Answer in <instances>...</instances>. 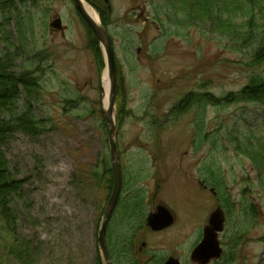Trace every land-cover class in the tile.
Masks as SVG:
<instances>
[{
    "label": "rangeland",
    "instance_id": "obj_1",
    "mask_svg": "<svg viewBox=\"0 0 264 264\" xmlns=\"http://www.w3.org/2000/svg\"><path fill=\"white\" fill-rule=\"evenodd\" d=\"M83 1L98 22L105 20L112 41L120 198L140 197L144 205L140 226L126 230L133 223L120 219L117 202L106 230L112 264H126L120 246L126 237L134 263L179 258L183 251L182 263L194 264L191 252L217 210L224 216L222 250L207 264L220 263L239 233L232 264H264V168L244 146L250 134L264 137V105L234 102L236 95H264L242 91L251 78L264 82V58H253L256 44L235 47L227 30L196 12L184 20L177 10L188 0ZM0 10V57L12 73L35 78L30 98L20 88L19 107L29 102L43 126L36 136L14 132L2 148L22 186L10 208L14 245L25 244L27 254L5 251L0 264H104L97 239L112 186L98 187L92 175L93 166L109 158L103 50L97 42L98 60L89 46L97 39L70 0H1ZM55 20L60 29L50 26ZM205 95L218 105L202 107L197 98ZM186 99L190 106L181 108ZM206 168L220 175L222 193L204 183ZM226 193L228 216L220 201ZM251 203L257 221L243 212ZM158 205L174 213L175 222L156 234L144 224Z\"/></svg>",
    "mask_w": 264,
    "mask_h": 264
},
{
    "label": "trees",
    "instance_id": "obj_2",
    "mask_svg": "<svg viewBox=\"0 0 264 264\" xmlns=\"http://www.w3.org/2000/svg\"><path fill=\"white\" fill-rule=\"evenodd\" d=\"M187 2L189 3L184 4L183 9L177 10V13L180 14V17H183L184 20H190L195 16L194 13L196 12L200 14V19L203 17L206 21L214 25L216 30L224 31V33H226L227 30V35H224L233 38L230 39V41L235 47L239 44H256L257 50L253 51L254 62H259L260 59L264 58V0H188ZM0 11L2 12V10ZM105 24L106 22L104 20V24H102L104 28H106ZM236 33L238 35H235ZM89 46L92 52H96L94 54H96L98 58L99 51L97 48V41L94 38H90ZM8 61L7 58L0 57V260H3V256L6 254L4 253L5 251L13 254L15 253L18 258H25V254H27L25 252V244L14 245L15 217L14 212L10 208V204L15 198L20 199L22 197V186L20 181L12 178L2 148L7 139L14 132L36 136L43 128L42 122L35 117L31 110L29 102L19 107L21 96L20 88L28 94L25 96L30 98L32 96L31 91L37 86L35 78L28 72L20 75L12 73L9 71L10 66ZM251 80L250 84L243 88V94L250 88H254V90H264V82L262 80L257 82L258 85L253 83L254 80L252 78ZM29 86L33 89L28 88ZM234 98V102L239 104L258 103L264 105V95H262V92H260L259 95H236ZM197 99L203 104L202 107L204 108L209 104L213 106L218 105L214 104V97L210 95L203 96V99L200 97ZM209 99L212 101H209ZM186 100L188 102H186ZM186 100L181 102V108L186 106L187 109V107L190 106L189 100ZM105 129L107 130L106 123ZM245 143L244 146L246 149L249 148L248 150L260 159L257 165L264 168V137L259 138L256 135L250 134L247 136ZM238 147L239 145L237 148ZM93 171H96L95 174L92 172V175L96 177L95 179L98 181V187H101L103 183H109L111 188L112 173L109 158H104V160L102 159L99 163L97 162L93 166ZM259 171L261 172L260 168ZM260 177H264V171L260 173ZM203 178L204 183L209 186L211 185L215 190L219 191L223 187V181L220 175L213 169H204ZM222 191L223 190H220L219 192L222 193ZM224 195V198H220V201L222 207L226 209V215L228 216L230 213L229 204H227L229 197L227 193ZM128 199V196H126L119 200V216L121 220L126 219L127 222H132L133 224L127 225L125 229L129 230V228H131V230H133L136 227L134 224L135 220L138 222L141 221L140 216L144 205L140 197L133 201H129ZM243 212H245V216L249 220L257 221L259 215L253 203L247 205ZM124 224L126 225V223ZM240 235L239 233L233 236V242H231L227 248L229 250L226 251L224 259L218 264L233 263L235 260V251L242 240ZM131 240V238L126 237L125 241L120 243L122 250L121 254H123L122 256L126 264H135L132 261L133 253L131 249ZM111 254L114 257H120L121 255L120 252H115L113 249Z\"/></svg>",
    "mask_w": 264,
    "mask_h": 264
},
{
    "label": "water",
    "instance_id": "obj_3",
    "mask_svg": "<svg viewBox=\"0 0 264 264\" xmlns=\"http://www.w3.org/2000/svg\"><path fill=\"white\" fill-rule=\"evenodd\" d=\"M79 16L88 25L91 32L94 34L97 42L100 44L105 55L106 76L108 81L107 105L102 109L107 126V142L109 147V156L112 172V190L105 205L100 227L98 231V247L101 252V257L104 264H112L107 245H106V230L111 214L118 202L121 188L122 176L119 162V151L116 143V123L114 121V103H115V87H116V72L114 64V56L112 49V41L100 22L94 21L86 12L82 0H70ZM50 26H55L60 29L61 21L55 20ZM221 211L217 210L210 217L208 226L203 229L202 240L194 247L191 252V260L194 264H207L213 259H218L221 254V248L218 244L219 235L224 227V219ZM173 223V218L170 212L162 207H157L156 211L151 213L146 220V224L153 232H159L169 228Z\"/></svg>",
    "mask_w": 264,
    "mask_h": 264
},
{
    "label": "flooded vegetation",
    "instance_id": "obj_4",
    "mask_svg": "<svg viewBox=\"0 0 264 264\" xmlns=\"http://www.w3.org/2000/svg\"><path fill=\"white\" fill-rule=\"evenodd\" d=\"M121 190H122V188H121ZM121 194V193H120ZM121 196H119V199L118 200H120L121 198H120ZM119 202V201H118ZM159 206H162V205H158L157 207H159ZM116 207H118V205L116 206ZM157 207H155V210L154 211H156V209H157ZM162 207H164V208H166L169 212H170V214H171V216H172V218H173V223H172V225L174 224V222H175V215H173L174 213H172L167 207H165V206H162ZM153 213V212H152ZM150 215V214H149ZM148 215V216H149ZM123 220V222H124V220L125 219H122ZM146 220H147V218L145 219V228L146 229H148L150 232H152V233H156V234H158V233H161V232H163V231H165V230H167L168 228H166V229H164V230H162V231H159V232H153L149 227H148V225L146 224ZM142 222L141 221H136L135 220V222H134V224H135V228H138L139 226H140V224H141ZM171 225V226H172ZM170 226V227H171ZM169 227V228H170ZM134 228V229H135ZM133 229V230H134ZM203 232V231H202ZM135 233V232H134ZM133 236H134V234H133ZM135 236H136V234H135ZM202 238H203V233H202V236H201V240H202ZM200 240V241H201ZM133 242V241H132ZM199 243V242H198ZM194 249V248H193ZM184 253L183 251H180L179 253H180V255L181 256H184L182 253ZM190 254V253H189ZM110 255V254H109ZM180 255H178L179 256V258H176V257H170V256H168V257H165V258H163V259H156V257H153L152 256V262H151V264H183L182 263V261H181V259H180ZM110 258H111V256H110ZM111 261H112V259H111ZM150 262H149V264H150ZM135 264H142L141 262H140V260H138ZM144 264H148L147 262L146 263H144Z\"/></svg>",
    "mask_w": 264,
    "mask_h": 264
},
{
    "label": "bare ground",
    "instance_id": "obj_5",
    "mask_svg": "<svg viewBox=\"0 0 264 264\" xmlns=\"http://www.w3.org/2000/svg\"><path fill=\"white\" fill-rule=\"evenodd\" d=\"M83 6H84L86 12L88 13V15L91 16V18L94 21L98 22V16H97V14L95 13V11L91 7H89L86 4L85 1H83ZM103 91H104L103 105H104V107H106V105H107V95H108L107 94L108 93L107 92L108 91V81H107L106 71H105V75L103 77Z\"/></svg>",
    "mask_w": 264,
    "mask_h": 264
}]
</instances>
